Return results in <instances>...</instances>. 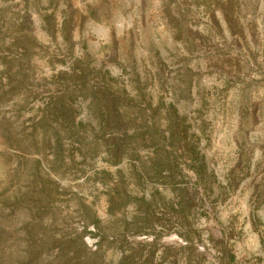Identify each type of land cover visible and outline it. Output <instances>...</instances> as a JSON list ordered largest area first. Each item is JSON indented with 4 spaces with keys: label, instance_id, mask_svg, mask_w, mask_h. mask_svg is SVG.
Masks as SVG:
<instances>
[{
    "label": "rangeland",
    "instance_id": "374dc122",
    "mask_svg": "<svg viewBox=\"0 0 264 264\" xmlns=\"http://www.w3.org/2000/svg\"><path fill=\"white\" fill-rule=\"evenodd\" d=\"M0 264H264V0H0Z\"/></svg>",
    "mask_w": 264,
    "mask_h": 264
}]
</instances>
